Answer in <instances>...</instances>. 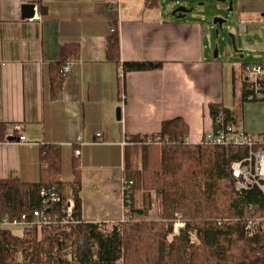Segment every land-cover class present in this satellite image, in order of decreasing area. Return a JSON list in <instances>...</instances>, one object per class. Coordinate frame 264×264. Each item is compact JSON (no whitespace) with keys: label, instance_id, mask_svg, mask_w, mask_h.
<instances>
[{"label":"crops","instance_id":"0c3cea01","mask_svg":"<svg viewBox=\"0 0 264 264\" xmlns=\"http://www.w3.org/2000/svg\"><path fill=\"white\" fill-rule=\"evenodd\" d=\"M31 3L35 15L24 18L23 8ZM232 3L226 15H215L201 2L180 16L163 0L151 9L145 0H0V122L14 138L0 144L2 179L38 181L43 149L61 147L62 168L70 167L74 155L80 160L82 219L111 224L126 212L127 138L157 134L165 121L182 118L189 142L199 144L214 127L213 105L228 109L245 131L264 133V102L244 99L242 73L244 63L264 61V0ZM41 7H47L46 14ZM217 16L234 22L222 30L213 22ZM113 25L122 62L163 66L125 73L108 60ZM67 43H78L80 55L53 99L50 66ZM18 125L25 143L15 139ZM79 135L76 155L72 147ZM61 179L69 189L72 178ZM114 182L120 186L118 198L109 187Z\"/></svg>","mask_w":264,"mask_h":264},{"label":"trees","instance_id":"16d2710c","mask_svg":"<svg viewBox=\"0 0 264 264\" xmlns=\"http://www.w3.org/2000/svg\"><path fill=\"white\" fill-rule=\"evenodd\" d=\"M160 3L161 0H145L149 9L159 7ZM41 10L44 14L48 11L47 7H41ZM113 29L107 38V58L121 64L125 73L163 66L161 62H122L118 28L113 25ZM79 55L78 43L61 46L59 60L50 66L53 99L59 97L68 76L63 71L64 65ZM219 109L216 105L211 107L214 119ZM224 110L229 116V110ZM157 134L162 138L161 144H143L146 135L132 137L131 144L126 146L124 181L131 184V202L125 199L127 219L115 224L111 234L105 235L102 225L82 219L80 160L74 155L68 189L61 179V147L51 145L43 149L38 181L1 179L3 215L14 219L32 214L40 205L41 187L54 185L63 201L71 193L70 197L75 201V219L80 222L66 227H45L39 241L36 230L32 232V238H21L0 228V264H59L53 252L68 241H73L77 247V264H264V233L247 237L242 220L250 216L251 204L257 205L254 214H262L264 195L259 189L247 191L240 197L234 193L231 164L243 158L246 149L187 143L189 126L182 118L165 121ZM9 137L8 125L0 122V142L8 141ZM77 149L78 144H74V154ZM153 190L160 198V209L156 219H149L146 218L149 209L138 207L137 197L140 191ZM146 203L149 204V196ZM178 215L184 220L185 227L169 240ZM221 219L228 220L219 224ZM192 232L197 235V244L190 243ZM30 248L36 256L28 262L17 261V253L22 251L28 257Z\"/></svg>","mask_w":264,"mask_h":264},{"label":"built area","instance_id":"2783aa9c","mask_svg":"<svg viewBox=\"0 0 264 264\" xmlns=\"http://www.w3.org/2000/svg\"><path fill=\"white\" fill-rule=\"evenodd\" d=\"M239 28L241 32L245 31L244 24H240ZM112 31H114L113 28ZM74 62V60L67 61L63 68L65 74L72 72ZM242 73L245 81L246 101L264 102V61L244 63L242 65ZM15 129L17 131V137H15L17 143H25L27 137L23 126L18 125ZM82 140L83 137L79 135L75 144L82 143ZM186 142L190 143L188 137ZM142 143L145 145H158L162 143V138L158 134H152L144 138ZM128 144H131V138H127L124 142V145ZM199 144L207 146L232 145L245 148V156L231 164V173L235 180L234 193L237 197H240L247 191L259 189L264 195V133L252 134L245 131L239 124H236L235 116L232 113L227 116L224 108L220 107L214 119V127L203 135ZM75 154L80 155V150L77 149ZM131 193L130 182L123 180V203L126 198L128 203L131 202ZM40 197V205L33 210L32 214H24L22 218L14 219L2 214V202L0 199V228L9 230L14 236L24 237L35 230L38 234H41L45 227H66L80 222L75 219L74 198L69 197L66 201H63L56 186H42ZM249 208L251 210L250 216L242 220L246 236L254 238L264 233V204L262 214L259 215L254 214L257 211V205L251 204ZM227 220L221 219L218 220V223L221 224ZM184 227L185 222L178 220V223L175 224V231H179ZM190 239L192 243L198 241L195 232L190 234Z\"/></svg>","mask_w":264,"mask_h":264},{"label":"rangeland","instance_id":"374dc122","mask_svg":"<svg viewBox=\"0 0 264 264\" xmlns=\"http://www.w3.org/2000/svg\"><path fill=\"white\" fill-rule=\"evenodd\" d=\"M163 2L165 3V5H169V7H174L175 10H177L180 7L186 6V5H187L186 7H188V8H192V7L198 8L199 3L204 2L206 5V6H204V8L208 9L209 11L214 9L215 15H226V14L230 13L227 11L229 8L234 9L233 3L231 4V2H233V0H227L226 2H219L216 0H201V1L200 0H174V1L163 0ZM215 6H221V7H223V9H215ZM230 21L234 22L233 18ZM228 24H230V22ZM62 177L65 180L72 178L71 165L68 168H66V165L63 167ZM109 187L112 190L113 197L118 198L120 195V186L114 182ZM147 196H149V204L146 203ZM148 205H149V207H148ZM137 206L140 208H143L144 210L149 209V211L146 215V218L156 219L158 216L159 209H160V198L157 196V194L154 190L150 191V192L140 191L139 197H137ZM127 216H128V214H127V212H125L124 216L122 217V221L126 220ZM178 220L184 221L180 215L177 216V219L174 223V232H173V234H171L169 236V240H173L174 235L180 233V230L175 231V224L178 223ZM118 223H119V221H116V222L111 223V224H103L101 226V230L105 235L111 234L115 224H118ZM31 236H32V233H29V234H26L24 237H21V238H26V237H31ZM42 238H43V231L41 232V234L37 235V241L41 240ZM190 243L191 244H197L198 241L195 243H192L190 241ZM76 249H77V247L73 243V241H68L67 244L63 243L61 248L56 247L53 254L57 258V262L59 264H77L78 262H77V258H76ZM93 249H96V246H93ZM32 256H36V255L34 254L33 248H30V255L28 257H26L22 251H19L16 255V259L19 262H28Z\"/></svg>","mask_w":264,"mask_h":264},{"label":"water","instance_id":"95a60500","mask_svg":"<svg viewBox=\"0 0 264 264\" xmlns=\"http://www.w3.org/2000/svg\"><path fill=\"white\" fill-rule=\"evenodd\" d=\"M170 1H174V0H170ZM216 1L226 2V0H216ZM231 4H232V2H231ZM23 9H24V13H23L24 18H32V17H34V15H35V4H33V3L26 4ZM193 11H194V7L188 8L186 6H183V7L178 8L177 10H174L173 13L174 14L179 13L180 16H182L183 14L191 13ZM228 11L232 12V9H229ZM213 22H214V24H218L220 29L223 30L222 26L224 24L227 25L230 22V19L217 16V17L214 18ZM117 116L120 119V108L117 109ZM13 139L14 138L12 136H10L8 138L9 141H13Z\"/></svg>","mask_w":264,"mask_h":264}]
</instances>
